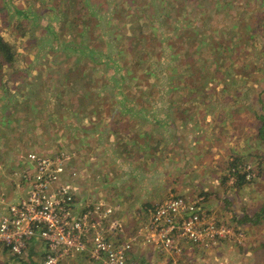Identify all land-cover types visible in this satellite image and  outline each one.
<instances>
[{"label":"rangeland","instance_id":"obj_1","mask_svg":"<svg viewBox=\"0 0 264 264\" xmlns=\"http://www.w3.org/2000/svg\"><path fill=\"white\" fill-rule=\"evenodd\" d=\"M72 1L0 0V35L14 54L13 60L5 62L0 68V93H5L3 103L7 100V105L0 104V109H8L10 104H16V96L23 95L28 99H25L24 104H30L34 110L36 101H43L44 105L48 104L49 107L52 97L60 101H63L64 97L69 102L73 92L76 94L86 90L91 92L95 88L106 95L130 90L161 92V87L170 80V77L178 76H187L191 79L189 83L193 81L192 78H200L199 83L193 82L189 87H193L194 84V87L207 93L217 91L232 93L241 90L242 84L253 85V89L257 87L256 92L264 91V0H176L175 2L132 0V4L129 0ZM121 6L123 9L119 13ZM170 12L174 19L171 20L172 22L161 20ZM181 13L184 15L182 16ZM140 14H145L146 20L137 16ZM148 14L156 19L149 23ZM172 27L174 28L171 30ZM194 28L203 37V41L193 36ZM170 33L172 34L168 36ZM86 42H103L105 45L106 50L98 56L103 63L99 67L95 66V60H89L83 52L82 48ZM162 43L166 47H172V50H163ZM60 45L63 47H59ZM116 48H120L118 53L115 52ZM79 59L90 61L95 65L91 66L89 63L90 67L79 66ZM76 61L77 63H74ZM91 74L98 79L93 77L92 81H88L79 78ZM99 75L106 79V87L99 88L101 82ZM49 76L51 80L47 79ZM40 79L44 82L47 80L48 83L39 84ZM10 91L13 94V101L10 97L6 99ZM102 92H99L101 97L97 98V102L108 108L109 99L104 100L108 97ZM256 96L260 99L258 104L256 100L251 104L253 106L257 104L259 111L254 113L253 124L254 127H260L261 121L257 115L261 113L264 93H257ZM0 102H2L1 96ZM56 106L57 110H60L61 102L57 101ZM14 107L10 108L14 109ZM16 114L18 113L14 114V119H18ZM66 115L63 113L62 117ZM56 119V122L61 123L59 115ZM45 120L47 121V118ZM188 127L192 128V125ZM62 130L58 133L54 131L41 133L40 135H43L40 138L41 142L45 141L46 145L32 142L33 140L30 139L32 136L23 135L21 132H11V134L13 138H21V141L28 144L27 147L17 150L23 149L26 151L25 154L34 151L42 155L54 156L80 151V148L76 150L67 148L65 131ZM124 130L125 128L122 127L119 136L123 137L118 147L114 149L113 160L106 154L105 160L100 159L108 166L105 177L109 179L98 178V181H94L95 188L97 185L98 189L90 187L89 191H85L87 195L81 197L89 196V200L85 202H102L111 206L113 209L111 218L123 221L124 232L125 229L128 230L127 235L124 236L123 233V237L121 234L116 240L132 238L125 264H194L196 257L190 256L195 255L200 248L204 249L203 253H210L223 241H229L228 243L237 249L242 247L243 230H253L257 224L264 230V160L257 164L256 159L249 158L258 148L261 149L260 136L252 133L249 139L253 137L254 139L250 141L249 147L254 151L248 153L247 158L243 156L246 164H252L249 170L252 179H245L246 174L249 173L244 170L245 166L241 167L238 173L229 175L227 165H222L218 172L219 164H208L192 165L191 169L187 170L188 180L184 178L180 181V169H176L177 165L172 164L169 158L160 160L161 155L165 159V153L159 155L152 153L151 150L147 152L146 134L140 133L142 130L137 132V135H142L143 142L142 144L139 142L142 147H136L134 143L125 141L127 135ZM162 134L166 138L162 139L157 135L156 140L169 145H178L181 142L187 144L194 139L193 133L186 126L177 131L165 129ZM196 134H199L198 131ZM168 137L173 140H167ZM86 142L90 145V150L97 149L102 152L101 145L91 140ZM31 143L34 146L30 147ZM219 143L221 141L217 142ZM164 145L167 147V144ZM159 149H163V146ZM96 157L99 160L97 155ZM70 166L74 168L75 176L70 177L69 181L75 187L77 185L78 192L79 187L80 190L84 187L82 180L78 187V183L73 182L72 179L79 178L83 167L79 162L78 165L76 163ZM103 170L98 162L97 175L99 176ZM182 170L181 173H184ZM196 170L203 172L197 174ZM223 173L224 180L219 178ZM242 174L245 182L239 186L236 183L240 181L239 175ZM101 176H104V173ZM131 183L132 185L134 183L135 190L134 194L129 196L126 187ZM108 185L110 187H107ZM114 186L124 190L123 195L120 190L107 195V191H115ZM217 193L219 196L216 198ZM172 196H183L189 201L196 198L198 209L208 214V217L205 215L208 222L209 219L214 220L217 225L231 229L232 233L225 237H216L214 241L204 239L199 243H191L180 240L178 246L173 245L172 248L165 247L159 240H155L157 243L154 244L149 242L152 238L148 239V236L154 233L151 229L161 231L164 225L166 227L167 222L164 217H160L155 225L153 209L157 203ZM227 206L231 208V212L227 211L225 208ZM186 214L182 212L169 221L175 230L181 227L182 221L187 218ZM261 247L264 249V233L261 234ZM137 248L139 252L144 251L142 256L136 251ZM145 248L150 250L147 252ZM34 250V248L28 249L24 258H29L28 260L38 264L34 261L38 258V253L36 254ZM43 256L41 252L39 264L42 263ZM230 256L234 261L236 257ZM94 258L86 251L66 256L60 264H103L101 258ZM241 261L244 263L246 260ZM17 264L22 262L19 261Z\"/></svg>","mask_w":264,"mask_h":264},{"label":"crops","instance_id":"obj_2","mask_svg":"<svg viewBox=\"0 0 264 264\" xmlns=\"http://www.w3.org/2000/svg\"><path fill=\"white\" fill-rule=\"evenodd\" d=\"M161 45L164 48L166 47L164 43ZM59 47L63 46L60 45ZM171 49L168 47V51ZM82 50L89 60H95L96 65L90 61H85L84 59L80 61L79 59V66L84 67L87 65V67H90L88 65L90 63L91 66L95 65L99 67L100 64H103L102 59L98 58L106 50L103 42H86ZM118 50L120 48H116L115 52L118 53ZM74 63H77V61ZM52 73L50 72V74ZM101 76L99 75V80H101L99 88L107 86L106 79ZM93 77L98 79V77L92 76V74L79 78H81L80 80L86 79L92 81ZM48 78L52 79L50 76ZM192 79L193 81L189 83L191 79H188L187 76L170 77V80L161 87V92L135 90L132 92L130 90L128 92L117 91L111 93V95H106L101 90L98 91L97 88L91 92L87 90L77 94L73 92L69 102L64 97L63 101L52 97V100L49 101V107L47 103V106H45L43 101H36L37 105L33 106L34 110L30 104H24L25 99H27L25 95L22 97L16 96V104H8L9 106L6 110L5 108L0 109V216L5 212L9 203L17 201L27 193L28 185L24 179V175L32 171V164L26 158V151L23 149L17 151L22 147H27L28 144L21 141V138H13L11 132H21L23 135L32 136L30 138L33 140L32 142L46 145L45 141L41 142L40 138L43 137V135H40L41 133L46 131L58 133L61 129L65 131L64 135L68 143L67 148L75 150L76 148H80V151L76 150V152L67 153L70 164L77 163L78 165L79 162L83 167L79 178L72 179L73 182L78 183V187L82 180L84 186L82 190L79 187V191L77 192L76 185L75 199L77 202L89 200V196H81L87 195L85 191H89L90 187L95 188L94 181H98V178L109 179V177H105L108 166H106L105 161L102 162L100 159L105 160L106 154L113 160L114 149L118 147V143L122 139L121 137H123L119 136L122 127L125 128V135H127L125 141L128 140L131 144L134 143L136 147H139L140 143L142 144L143 142L142 135H137V132L142 130L143 132L141 131L140 133L146 134L147 152L151 150L152 153L159 155L165 153V159L161 155L160 160L164 161L169 158L172 164L177 165L176 169H180V181L184 178L188 180L187 170L191 169L192 165L219 164V172L222 165L228 164V157H233L237 154L244 156L250 153L251 151L248 152L247 149L251 146L250 141L254 137L251 139L249 137L252 133L260 136L259 127H254L253 124L254 113L259 111L257 104L260 99L256 95L257 93H264V91L256 92L257 87L253 89V85L244 86L242 84L241 90H236L237 92L217 91L207 93L198 87H194V84L193 87H189L193 82H200V78L195 77ZM46 83H48L47 80L44 82L40 79L39 84ZM108 87L112 88L111 86ZM167 88L170 89L166 90ZM99 92L108 97L104 99H109V103H107L108 108L97 102V98L101 97ZM12 95V91H10L6 95V99L10 97V100L13 101ZM0 96L2 98L0 104L7 105V100L3 103L5 93H0ZM254 100H256V106L251 104ZM57 101L61 102L62 106L60 110H57ZM52 103L55 104L53 105ZM13 106H15L14 109H11L10 107ZM15 113H18L16 114L18 119H14ZM63 113L67 114L64 118L62 117ZM58 115L61 123L56 122ZM45 118H47V121ZM155 122L158 124H154ZM190 124L192 128L188 127ZM149 126H153V128H148ZM183 126H186L193 133L192 137L194 139L190 143L184 144L181 142L178 145H169V143L156 140L158 136L162 139L166 138L162 134L163 130L177 131ZM196 131L199 134H196ZM88 140L101 145L102 152L97 149L90 150V145L86 142ZM167 140H173V138L168 137ZM218 141H221V143L217 144ZM164 144H167V147ZM29 146L34 145L31 143ZM160 146H163V149L160 150ZM96 155L99 157V160ZM98 162L104 169L99 176L97 175ZM181 169H183L184 173L186 172L185 176L184 173H181ZM176 171L178 172V170ZM202 172L203 170L195 171L197 174H201ZM102 173H104V176H101ZM199 178L201 177L199 176ZM219 178L224 180V173L219 175ZM128 179L130 180V178ZM107 187L110 186L108 185ZM95 189H98L97 185ZM114 190L107 191V195L110 192L114 194V192L120 189L114 186ZM134 190V183L126 187V193H129V196L134 194ZM120 191L121 195L125 192L124 190ZM124 196L126 197V195ZM218 196L219 194L217 193L216 198ZM109 197L111 198L112 196L109 195ZM220 208H222L221 205ZM225 208L231 212L229 206ZM127 232L128 230L125 229L124 236L127 235ZM242 233L244 238L242 240V247L235 249L228 243L229 241H223L219 244L221 247H215L210 253H203L204 249L200 248L195 255L189 256L196 257V263L194 264H264V249L261 247V234L264 233V230L257 224L253 230H243ZM32 248L35 249L34 252L36 254L38 253V258L34 261L39 264L40 253L42 252L43 254V248L40 245H32ZM149 250V248H145V251L148 252ZM136 251H138L139 255L144 252H139L138 248ZM230 255L236 257L234 261ZM28 259L13 256L0 245V264H17L19 261L22 264H36ZM242 259L246 261L242 263Z\"/></svg>","mask_w":264,"mask_h":264},{"label":"built area","instance_id":"obj_3","mask_svg":"<svg viewBox=\"0 0 264 264\" xmlns=\"http://www.w3.org/2000/svg\"><path fill=\"white\" fill-rule=\"evenodd\" d=\"M26 158L32 164V171L24 175L28 191L9 203L0 216V245L21 258L32 245H40L44 255L41 264H60L66 256L86 251L94 259L101 258L103 264H125L132 238L116 240L121 234L123 237L124 227L121 221L111 218V206L76 201V187L69 181L75 176L69 156H47L30 151ZM251 165L247 163L244 170L249 172ZM245 179H252L250 172ZM198 207L196 198L189 201L183 196H172L157 203L153 209V223L156 225L157 220L164 217L166 227L164 225L161 231L151 229L154 233L148 236L152 238L149 242L154 244L159 240L165 247L172 248L178 246L180 240L214 241L216 237L232 233L214 220L208 222L205 217L208 214ZM182 212L187 213V218L175 230L169 221Z\"/></svg>","mask_w":264,"mask_h":264},{"label":"trees","instance_id":"obj_4","mask_svg":"<svg viewBox=\"0 0 264 264\" xmlns=\"http://www.w3.org/2000/svg\"><path fill=\"white\" fill-rule=\"evenodd\" d=\"M74 1H78V0H73L72 2ZM176 0H173V2H175ZM120 2V1H119ZM130 4H132V0H129ZM125 8V7H124ZM119 13L120 11H122L123 7H119ZM209 9V8H208ZM209 12L211 13L210 9H209ZM182 14V13H181ZM184 15V13L182 14V16ZM209 16L211 14H208ZM139 17H142L143 20H146V15H137ZM121 17V16H120ZM170 17V18H169ZM172 14L171 12L168 13L167 15H164L163 21L165 22H172L171 20H174L172 19ZM166 18V19H165ZM147 19H148V22L150 23L152 20L156 19V17L154 16H151V14H148L147 15ZM139 24V22H136ZM172 25H174V23H172ZM174 27L171 28V30L173 29ZM195 29V28H194ZM194 34L193 36L198 39L199 41H203V37L200 35V33H197L196 32V29L193 31ZM173 33V32H172ZM172 33H170L168 36H170ZM175 38V37H174ZM157 40L159 38H156ZM166 50L168 51V47H165ZM163 47V50L165 49ZM169 48H172V47H169ZM172 50V49H171ZM13 57H14V54L11 50V47L9 46V44L3 39V37L0 35V68H2V65L5 64V62H11L13 60ZM232 56H229V58H231ZM222 63L224 62V60L221 61ZM157 67L160 68V66L156 65ZM194 66V65H193ZM262 103V106H261V109H260V115H257L258 116V119H260L261 121V124H260V127L258 128L259 130V135L260 137L262 138V141H261V146H260V150L259 148L257 149V152L254 153V155L252 154L251 156H249V158H251V160L253 159H256V163L257 164H260L262 163V161L264 160V99L261 101ZM250 151H254L252 148L249 147L248 149V152ZM248 155H244L245 158H247ZM244 157L240 155H236V156H233V157H230L229 160H228V164H227V171L229 172V175L231 174H235L234 172H236L237 169H240L241 167L243 166H246V161H244ZM264 162V161H263ZM235 170V171H234ZM240 178L236 184H243L245 182V179L243 175H239ZM242 182V183H241ZM33 264V263H32Z\"/></svg>","mask_w":264,"mask_h":264}]
</instances>
